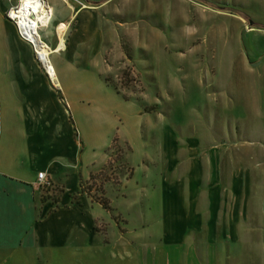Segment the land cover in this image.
I'll use <instances>...</instances> for the list:
<instances>
[{
  "label": "crops",
  "instance_id": "obj_1",
  "mask_svg": "<svg viewBox=\"0 0 264 264\" xmlns=\"http://www.w3.org/2000/svg\"><path fill=\"white\" fill-rule=\"evenodd\" d=\"M17 1L0 0V264H264V0H197L226 13L221 32L206 31L208 46L192 47L207 56L206 78L194 80L214 88L213 121L208 114L190 137L164 128L157 162L127 158L121 190L105 186L110 209L81 184L101 176L114 139L142 148L136 129L113 132L102 110L104 98L123 97L75 45L55 62L56 88L2 18ZM66 3H49L50 19L74 14L83 27L92 19Z\"/></svg>",
  "mask_w": 264,
  "mask_h": 264
},
{
  "label": "rangeland",
  "instance_id": "obj_2",
  "mask_svg": "<svg viewBox=\"0 0 264 264\" xmlns=\"http://www.w3.org/2000/svg\"><path fill=\"white\" fill-rule=\"evenodd\" d=\"M59 1L67 4V0ZM76 1L79 8L93 15L84 27L77 24L74 14L61 23L57 22V14L50 19L49 3L56 0H46L43 15L34 17L41 16L37 21L38 32L50 49L47 57L53 67L75 45L80 57L87 51L90 70H102L104 86L108 84L123 99L134 100L132 105H126L121 97H116L118 103L104 98L102 110L111 112L113 132L118 127L120 135L126 128L136 129L142 145L139 154L128 150L126 145L117 144L114 139L101 176L90 184H81L83 191L93 190V198L104 209H110L103 196L105 186L110 184V188L121 190L118 186L130 175L125 163L127 158L131 162H157V138L164 128L190 137L192 131L200 133L206 129L208 114L213 121L212 114L216 110L212 102L214 88L207 81L198 86L194 80L197 76L206 78L207 56L195 57L192 47H207L206 31L221 32V27L227 25L223 17L226 13L197 0H107L100 5ZM16 5L17 2L5 8L2 18L15 32L16 40L30 48V60L38 63L33 47L17 35L15 25L7 18V12ZM243 29L251 30L247 23ZM87 31L91 34L89 39L85 35ZM92 49L96 51L92 52ZM74 61L83 60L77 58ZM201 68L204 71L199 70ZM88 82H92L90 77ZM89 84V88L98 89L95 82ZM88 103L90 107L93 105V102ZM132 107L138 108L140 114ZM76 126L86 129L79 119ZM247 164L252 173L259 168L255 162ZM151 171L153 173V168ZM148 199L154 206L153 193L150 192ZM142 201L143 198L137 199V205Z\"/></svg>",
  "mask_w": 264,
  "mask_h": 264
},
{
  "label": "bare ground",
  "instance_id": "obj_3",
  "mask_svg": "<svg viewBox=\"0 0 264 264\" xmlns=\"http://www.w3.org/2000/svg\"><path fill=\"white\" fill-rule=\"evenodd\" d=\"M46 0H18L17 5L11 11V17L17 19L22 37L34 49L35 53L45 62V65L50 70V75L55 83V69L48 59L50 49L41 40L38 32V20L43 15L42 8ZM41 15L39 18L34 15ZM48 61V62H47Z\"/></svg>",
  "mask_w": 264,
  "mask_h": 264
},
{
  "label": "built area",
  "instance_id": "obj_4",
  "mask_svg": "<svg viewBox=\"0 0 264 264\" xmlns=\"http://www.w3.org/2000/svg\"><path fill=\"white\" fill-rule=\"evenodd\" d=\"M16 7V6H15ZM11 11H12V9H10L8 12H7V18H8V20H10L14 25H15V27H16V33H17V35L22 39V40H24L23 39V37H22V34H21V32H20V29H19V26H18V24H17V19H15V18H13V17H11ZM25 41V40H24ZM34 54H35V57H36V59H37V61H38V63H39V65L42 67V69L44 70V72L46 73V75L48 76V78L53 82V80H52V77H51V75H50V70H48V67L45 65V62L40 58V56L39 55H37L35 52H34ZM48 62V61H47ZM53 84H54V86L56 87V88H58L59 86L57 85V83L55 82H53ZM37 183H38V187L41 189V190H47V189H50V187H51V184H50V182L48 181V179H47V177H46V175H45V173L44 172H38V174H37Z\"/></svg>",
  "mask_w": 264,
  "mask_h": 264
},
{
  "label": "trees",
  "instance_id": "obj_5",
  "mask_svg": "<svg viewBox=\"0 0 264 264\" xmlns=\"http://www.w3.org/2000/svg\"><path fill=\"white\" fill-rule=\"evenodd\" d=\"M115 90V89H114ZM116 91V90H115ZM117 92V91H116Z\"/></svg>",
  "mask_w": 264,
  "mask_h": 264
}]
</instances>
